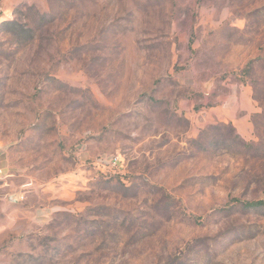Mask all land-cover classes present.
Returning <instances> with one entry per match:
<instances>
[{
	"label": "rangeland",
	"instance_id": "1",
	"mask_svg": "<svg viewBox=\"0 0 264 264\" xmlns=\"http://www.w3.org/2000/svg\"><path fill=\"white\" fill-rule=\"evenodd\" d=\"M0 171V264H264V0H0Z\"/></svg>",
	"mask_w": 264,
	"mask_h": 264
},
{
	"label": "crops",
	"instance_id": "2",
	"mask_svg": "<svg viewBox=\"0 0 264 264\" xmlns=\"http://www.w3.org/2000/svg\"><path fill=\"white\" fill-rule=\"evenodd\" d=\"M232 96H235V98L237 99L235 106L230 107L228 101H225L224 105L213 107L212 110L216 112L217 118L219 120L226 122H233L237 126H239L241 131L248 132V128H249L248 117L246 116H243L242 118L240 117L241 121L239 123V113L241 112L244 115L251 114L252 110L254 109L251 90L249 87L243 85L238 87L234 95ZM231 97L225 96L222 98L230 99ZM22 197L25 198V194H21L20 198Z\"/></svg>",
	"mask_w": 264,
	"mask_h": 264
},
{
	"label": "trees",
	"instance_id": "3",
	"mask_svg": "<svg viewBox=\"0 0 264 264\" xmlns=\"http://www.w3.org/2000/svg\"><path fill=\"white\" fill-rule=\"evenodd\" d=\"M262 205H264V202H262V201H257V202L247 203V204H246V206H247L248 208H252V209L259 208V207H261Z\"/></svg>",
	"mask_w": 264,
	"mask_h": 264
},
{
	"label": "built area",
	"instance_id": "4",
	"mask_svg": "<svg viewBox=\"0 0 264 264\" xmlns=\"http://www.w3.org/2000/svg\"><path fill=\"white\" fill-rule=\"evenodd\" d=\"M1 172V171H0Z\"/></svg>",
	"mask_w": 264,
	"mask_h": 264
}]
</instances>
